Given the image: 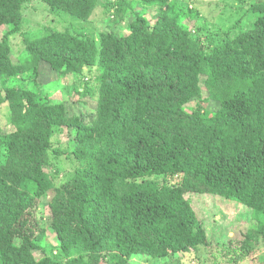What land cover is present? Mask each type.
<instances>
[{
  "label": "trees",
  "instance_id": "16d2710c",
  "mask_svg": "<svg viewBox=\"0 0 264 264\" xmlns=\"http://www.w3.org/2000/svg\"><path fill=\"white\" fill-rule=\"evenodd\" d=\"M34 1L0 0V117L11 129L0 126V264H132L138 255L181 254L198 264L215 244L193 194L251 209L256 224L227 250L236 264L258 252L264 0L248 9V29L242 16L220 41L197 27L202 10L191 5L192 16L179 5L187 0H139L160 7L156 19L133 17L134 0H40L83 21L102 1L118 25L96 37L63 31L62 20V31L28 34L25 9ZM18 34L23 60L13 54ZM85 68H97V90L49 88L47 72L65 87ZM56 135L67 137L66 181L54 162L65 154L53 150ZM49 237L60 260L48 255Z\"/></svg>",
  "mask_w": 264,
  "mask_h": 264
},
{
  "label": "rangeland",
  "instance_id": "374dc122",
  "mask_svg": "<svg viewBox=\"0 0 264 264\" xmlns=\"http://www.w3.org/2000/svg\"><path fill=\"white\" fill-rule=\"evenodd\" d=\"M258 2L259 0H187L181 1L179 5L184 11L192 16L196 14V11L190 13L189 8L191 5L196 9L202 10V16L198 21L197 27L201 29L204 28L206 34H217V36L220 37L218 39L220 41L226 38V31L242 16L244 17V20L241 23L243 28L248 29L250 27L251 21L255 19V14L248 11V9ZM133 7V17L139 12L150 19H156L161 10L160 7L140 6L139 0H134ZM225 7L228 11L225 10ZM106 11H108V9L107 7L103 8V2L101 1V4L95 10L91 19L89 21H83L69 15L68 13H64L65 11L54 10L53 7L43 1L36 0L25 9L23 29L28 34L35 33L43 27H53L60 30V28L64 26L62 20H65L68 24L64 27L65 30L63 31L73 30L76 31V33L90 34L99 37L102 33L115 30L118 25V18L116 17L115 12L111 9L108 11L109 13H106ZM223 11L225 13H223ZM132 19V15H128L127 22ZM185 24L190 26L189 23L185 22ZM122 26H125V24ZM2 31L4 32V28ZM0 34H2V32H0ZM122 34L126 33L123 32ZM11 40L14 56L17 57V55H20V60L25 59L24 51L22 50L21 53L18 52V50L22 48L20 34L11 36ZM44 71L47 72V70ZM97 74V68H94L93 71H89L88 68H85L84 72L79 76H69L67 78V86L65 85L64 87V78H59L56 73H51L50 75L47 72L49 79L53 82L55 81L49 85V88L54 86L56 91L61 90L66 94H68V92L75 93V89L84 90L87 84H90L95 88L94 90H97L99 85ZM29 86L31 85L27 84V87ZM43 94L45 95L46 92ZM71 99L72 98H69V101L67 102L68 107H70V103H72ZM95 99L93 98L85 101L87 103L89 102V113L94 110V105L96 104L94 102ZM72 106H74L73 103ZM80 106H82V103H80ZM0 116L3 118L2 114H0ZM1 117L0 126H3L6 131H11L10 128H7L6 125H4V120ZM66 140L67 137L62 138V135H56L53 137V150L65 153L60 160L54 161L55 166L62 172L60 179L65 181L71 177L72 173L70 170L71 164L66 160V156L69 154L68 148L66 147ZM191 201L197 216L206 225L205 227L209 238H211L212 242L215 244L214 247L210 249L209 254L206 253L204 258L198 264H236L231 262L232 256L228 255L227 248L238 249L241 247V241L244 239L248 229L256 224L255 220L254 223H252L253 211L242 204L231 202L214 195L193 194ZM44 204L48 205V201L45 200ZM49 240L48 255L60 260L61 255L58 249V242L54 240V237L52 239L49 237ZM252 244L255 246L254 243ZM219 246H221V248H218ZM189 256L190 255H185L183 257L181 254L169 258H153L146 255H138L135 256L131 262L132 264H197L198 261L196 259L190 261ZM179 259L181 260L179 261ZM238 264H264V245L259 248L258 252L247 256L245 261L238 262Z\"/></svg>",
  "mask_w": 264,
  "mask_h": 264
}]
</instances>
